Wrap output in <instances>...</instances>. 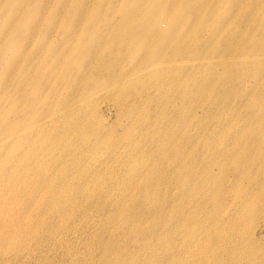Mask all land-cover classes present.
<instances>
[{
    "label": "rangeland",
    "instance_id": "rangeland-1",
    "mask_svg": "<svg viewBox=\"0 0 264 264\" xmlns=\"http://www.w3.org/2000/svg\"><path fill=\"white\" fill-rule=\"evenodd\" d=\"M199 1L0 0V264H264V0Z\"/></svg>",
    "mask_w": 264,
    "mask_h": 264
},
{
    "label": "bare ground",
    "instance_id": "bare-ground-1",
    "mask_svg": "<svg viewBox=\"0 0 264 264\" xmlns=\"http://www.w3.org/2000/svg\"><path fill=\"white\" fill-rule=\"evenodd\" d=\"M228 1V0H227ZM226 1V2H227ZM240 1H242V0H230V2H227V5H225L224 7H222V9L224 10V12H223V14H222V18L220 19V22L218 21V23H217V21L215 22V23H213L212 21L214 20V15L215 14H217L218 12L216 11L217 10V5L216 4H214L213 5V9H208L209 10V18H211V24H212V29H213V34H211V37L213 36V35H216L217 34V32H218V29L221 27V26H224V25H226L228 22L230 23V20H232L233 18H240L239 20H241V21H246L247 22V20H248V17H250L251 15H252V13H254L255 12V5L256 4H250V5H247L246 6V9L244 8V11H242V13H241V11H239V9H242V8H238V3L240 2ZM195 2L196 3H198L194 8H190V9H188L189 10V16H190V20H189V23L190 22H192L194 19H195V17L197 16V14L199 13V11H200V9L204 6V4H203V2L202 3H200V1L198 2V0H195ZM42 3H43V1H42ZM44 4V3H43ZM35 6V5H34ZM40 9V8H39ZM42 9V8H41ZM237 11H239L240 13H237ZM133 12V11H132ZM156 14H157V9L154 11V13L152 14L153 15V18L154 17H156ZM16 16V15H15ZM140 16H141V13H140ZM139 16V17H140ZM261 16V15H260ZM14 18V17H13ZM250 20H252V22H253V24H254V32H255V30H256V32L257 31H262L263 30V32H264V28H263V26H264V14L262 15V18L260 17V19H256V20H254V19H252V17H250ZM245 22V23H246ZM151 23V22H150ZM242 23V22H241ZM142 24V26H143V29H145L146 28V26H147V28L149 27V24L147 23V25H145L144 23H141ZM208 24V21H203L202 22V25L203 26H206ZM142 28V27H141ZM157 28H158V21H157V23H156V21L155 20H153V22H152V24H151V29L153 30V31H156L157 30ZM139 29V28H138ZM135 30V29H134ZM140 30V29H139ZM140 32H141V30H140ZM143 32V31H142ZM139 34V33H138ZM125 37V36H124ZM213 37H215V36H213ZM126 39H128V38H126ZM125 39V40H126ZM215 39V38H214ZM234 39V38H233ZM257 39L258 38H256V36L255 35H251V37L249 38V41L248 42H251L254 46L256 45L257 46V43H258V41H257ZM157 40H158V38H157ZM156 40V41H157ZM127 41V40H126ZM230 41V40H229ZM115 42V41H114ZM113 42V43H114ZM129 42L131 43V45H136V44H142L143 42H144V44H142L143 46H145L146 44H145V42H147L146 41V38H145V36L142 34V35H133V36H131V37H129ZM231 42V41H230ZM113 43H112V45H113ZM127 43V42H126ZM158 43V42H157ZM247 43V42H246ZM232 43H230V44H228V45H231ZM226 45V44H225ZM225 45H223V46H221V47H219V48H217V49H213V48H211V49H209L208 51H206V50H203V51H201V52H197V51H195L194 52V55L195 56H197V57H199V58H212L213 56H210L209 55V52H214V54H215V57H224V56H226L227 54H230V53H232V52H235L236 54H239V51L242 49V48H240L239 46L240 45H237L236 46V48L235 49H233V48H231V49H229L228 48V45H227V47H225ZM262 47V49L259 51L258 50V48L256 49V48H251V52L249 53V54H246L247 52H245L244 53V55H250V56H254V55H264V46H261ZM142 48V47H141ZM158 48V47H157ZM121 50V49H120ZM157 51H158V49H157ZM157 51H152L153 52V55L154 56H157L156 54L158 53ZM243 51H245L244 49H243ZM157 52V53H156ZM154 53H156V54H154ZM187 53V52H186ZM186 53H183V54H181L178 58H180V57H182L184 54H186ZM123 55V54H122ZM152 54H150L149 56H151ZM213 55V54H212ZM160 56L161 57H165V58H169V57H175V56H171V55H168V54H160ZM152 58H153V56H152ZM149 59V58H148ZM151 59V58H150ZM145 60H146V58H145ZM153 60L154 61H152V59H151V61H148V62H150V63H148V64H144L145 66H144V69L145 68H150V67H152L153 65H156V64H158V62H156L155 60L156 59H154L153 58ZM147 61V60H146ZM156 62V63H155ZM169 62H171V61H168L167 63H169ZM142 63V62H141ZM11 67H13V66H11ZM144 69H142V70H144ZM149 70V69H148ZM136 74H137V72H135ZM91 74V73H90ZM94 75H96V73L94 74ZM128 75V74H127ZM7 77V79L9 78L8 77V75H6ZM123 76V75H122ZM130 76V75H129ZM80 77V76H79ZM128 79L129 77L128 76H126V77H124V80L125 79ZM3 79L4 78H2L1 80L3 81ZM6 79V80H7ZM71 79V78H70ZM123 79V78H122ZM126 79V80H127ZM82 80V79H81ZM105 80V79H104ZM125 80V81H126ZM8 81V80H7ZM7 81H5V82H7ZM11 81V80H10ZM107 81V80H106ZM124 82V81H123ZM2 83V82H1ZM5 84V83H4ZM9 84V83H8ZM7 84V85H8ZM11 84V83H10ZM125 84V82L124 83H122L121 82V85H124ZM106 85V84H105ZM1 86V85H0ZM6 86V85H5ZM2 87V86H1ZM91 88V87H90ZM90 88L88 87V89L90 90ZM87 89V88H86ZM3 93V90H1L0 91V95ZM88 95V94H87ZM4 98V97H3ZM5 99V98H4ZM2 103V102H1ZM3 104V103H2ZM63 108V107H62ZM2 112H0V142L2 141V140H4V139H7V138H9L10 136H12L13 134H15V133H17V132H12V130L11 129H9V127H8V124L7 123H5V121H4V118L3 117H5L6 115H7V113H6V115L4 116L3 114H1ZM44 115L42 114V117H43ZM41 117V119L40 120H35V121H32V123H30V124H28V125H32V126H35L36 128H41V127H43L44 126V118L46 117V116H44L43 118ZM6 120H8V118L6 119ZM11 120V119H10ZM43 120V121H42ZM12 121V120H11ZM42 121V122H41ZM41 122V123H40ZM12 124H9L10 126H15V125H17L19 122H17L16 123V121H12L11 122ZM3 233V230H2V232L0 233V234H2ZM1 238H2V236H0ZM33 240H37L35 237H33ZM33 245V243H32V241H28L27 243H26V245H24L23 247L21 246V248L19 249V251H26L27 249H29L30 248V246H32ZM7 247H8V249H11L12 250V248L9 246V245H6Z\"/></svg>",
    "mask_w": 264,
    "mask_h": 264
}]
</instances>
